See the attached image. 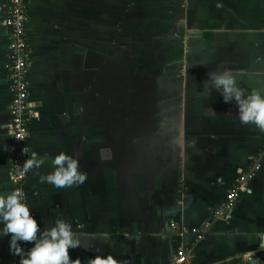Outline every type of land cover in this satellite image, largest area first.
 Listing matches in <instances>:
<instances>
[{
  "label": "crops",
  "instance_id": "obj_1",
  "mask_svg": "<svg viewBox=\"0 0 264 264\" xmlns=\"http://www.w3.org/2000/svg\"><path fill=\"white\" fill-rule=\"evenodd\" d=\"M124 1L173 23L170 35L189 38L185 51L197 54L199 67L230 69L241 73L245 89L264 88V0H28L29 100L36 113L30 150L72 154L87 174L81 186L56 188L40 182L52 170L49 163L30 170L29 206L41 230L58 218L69 221L79 241L69 253L81 264H172L181 246L191 264H264V131L241 124L236 105L224 103L217 91L201 92L208 73H196L190 79L195 88L184 95L179 161L171 174L125 164L123 132L93 114L88 70L109 60V24L117 47ZM6 3L0 0V194L14 188L7 150L12 92L5 69ZM110 5L120 13L106 9ZM255 161L260 172L202 241L171 226L202 227ZM9 240L0 238V264H14Z\"/></svg>",
  "mask_w": 264,
  "mask_h": 264
},
{
  "label": "rangeland",
  "instance_id": "obj_2",
  "mask_svg": "<svg viewBox=\"0 0 264 264\" xmlns=\"http://www.w3.org/2000/svg\"><path fill=\"white\" fill-rule=\"evenodd\" d=\"M106 9L113 14L121 11L112 5ZM122 10L123 32L121 37L117 33V47L108 23L109 60L103 66L93 62L88 70L92 112L103 114L106 125L123 132L125 164L130 161L146 172L171 174L179 161L183 98L191 86L195 88L190 79L211 69L195 63L193 50L185 51L188 37L170 35L176 30L173 23L141 3L124 1Z\"/></svg>",
  "mask_w": 264,
  "mask_h": 264
},
{
  "label": "clouds",
  "instance_id": "obj_3",
  "mask_svg": "<svg viewBox=\"0 0 264 264\" xmlns=\"http://www.w3.org/2000/svg\"><path fill=\"white\" fill-rule=\"evenodd\" d=\"M241 73L222 69L208 73L203 91L208 96L212 90L220 93L224 103H234L241 124L254 125L264 131V88L245 89L241 86ZM49 163L51 171L40 176L41 183L56 188L81 186L87 174L80 170V160L61 151L54 157L41 156L33 151L23 164L24 173L40 169ZM13 183H18L15 172L10 173ZM10 235L9 252L19 256V264H81L73 260L69 250L79 247L72 225L64 219H56L50 227L41 230L40 223L19 189L0 194V238ZM31 243L25 250L22 244ZM260 247L264 249V243ZM255 264V262H253Z\"/></svg>",
  "mask_w": 264,
  "mask_h": 264
},
{
  "label": "built area",
  "instance_id": "obj_4",
  "mask_svg": "<svg viewBox=\"0 0 264 264\" xmlns=\"http://www.w3.org/2000/svg\"><path fill=\"white\" fill-rule=\"evenodd\" d=\"M4 24L7 34L10 36L8 59L5 69L10 81L12 92L11 118L9 121L10 140L7 150L11 157L12 172H15L18 183H14L13 189H19L24 193V198L29 205V175L30 171L24 173L23 164L31 155L29 137L30 124L36 113L31 107L29 100L28 66L32 56L27 29L28 0H7L5 5ZM264 148V137H263ZM261 170V163L255 161L243 171L234 181L225 198L213 209L210 220L200 228H189L178 222H172L171 226L177 230L179 235L184 236L192 233L195 243L202 241L208 230L218 220L226 215L237 204L242 191L257 176ZM179 191L184 193L185 186L180 184ZM32 212V211H31ZM34 215V213L32 212ZM31 243L22 244L25 250L30 248ZM13 263L19 264L20 257L12 255ZM172 264H191L189 250L181 246L178 248Z\"/></svg>",
  "mask_w": 264,
  "mask_h": 264
}]
</instances>
